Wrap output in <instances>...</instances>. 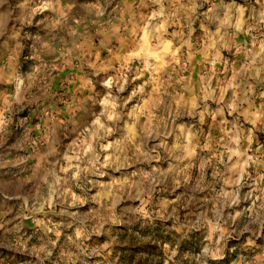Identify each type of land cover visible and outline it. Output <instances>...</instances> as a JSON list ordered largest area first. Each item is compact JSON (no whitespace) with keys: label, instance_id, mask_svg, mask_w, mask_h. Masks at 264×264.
<instances>
[{"label":"clouds","instance_id":"clouds-1","mask_svg":"<svg viewBox=\"0 0 264 264\" xmlns=\"http://www.w3.org/2000/svg\"><path fill=\"white\" fill-rule=\"evenodd\" d=\"M261 136L264 0H0V249L23 264H115L137 223L162 264H264Z\"/></svg>","mask_w":264,"mask_h":264},{"label":"rangeland","instance_id":"rangeland-1","mask_svg":"<svg viewBox=\"0 0 264 264\" xmlns=\"http://www.w3.org/2000/svg\"><path fill=\"white\" fill-rule=\"evenodd\" d=\"M98 43V41H97ZM128 46V42H125V49ZM108 53H102V57L107 56ZM199 59V58H197ZM119 67L118 62H114L112 68L110 69V74H115V69ZM200 66H195V73L200 71ZM79 71H66L61 75L60 78L57 79L54 90L55 91H65L63 87H61V81L64 77L70 75H79ZM194 79L196 78L194 74ZM139 82V81H138ZM97 93L102 94V89L99 85L96 87ZM78 97L87 96L89 93L87 90H82V92L75 93ZM95 110V109H94ZM64 118V117H61ZM215 134V133H214ZM262 142H264V136H261ZM15 209H12L9 212V205L7 203L0 204V214L7 213L8 218L10 219L13 215H15ZM58 218H53V222H56ZM148 231L146 227H141L140 224H133L131 226V232L124 233L120 237V241L114 245L113 247V259L117 255H119V259L116 260L115 264H162V261L158 259L162 253L159 251L160 245L159 243L153 244L150 241L142 240L141 237L145 235ZM27 232L29 235H33V241H30L29 244L34 242L39 235H42V232H36V229L31 221L25 222V228L22 231ZM35 233V235H34ZM136 233H140V236H137ZM157 240H171L175 242L179 239V236L175 233L169 232L167 230L161 229L157 231ZM63 240V237L61 238ZM140 252H146L148 255H140ZM25 256L17 251H9L6 249H0V264H23L25 260Z\"/></svg>","mask_w":264,"mask_h":264}]
</instances>
